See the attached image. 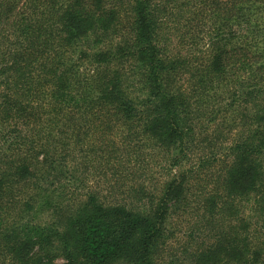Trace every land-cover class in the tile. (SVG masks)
<instances>
[{
    "label": "trees",
    "instance_id": "trees-1",
    "mask_svg": "<svg viewBox=\"0 0 264 264\" xmlns=\"http://www.w3.org/2000/svg\"><path fill=\"white\" fill-rule=\"evenodd\" d=\"M0 264H264V0H0Z\"/></svg>",
    "mask_w": 264,
    "mask_h": 264
}]
</instances>
